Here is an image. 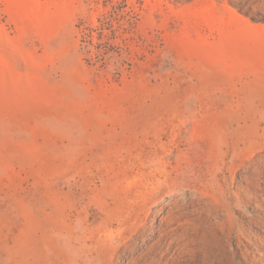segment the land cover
Listing matches in <instances>:
<instances>
[{"label": "rangeland", "instance_id": "rangeland-1", "mask_svg": "<svg viewBox=\"0 0 264 264\" xmlns=\"http://www.w3.org/2000/svg\"><path fill=\"white\" fill-rule=\"evenodd\" d=\"M0 264H264V0H0Z\"/></svg>", "mask_w": 264, "mask_h": 264}, {"label": "trees", "instance_id": "trees-1", "mask_svg": "<svg viewBox=\"0 0 264 264\" xmlns=\"http://www.w3.org/2000/svg\"><path fill=\"white\" fill-rule=\"evenodd\" d=\"M233 6H235L233 3H231Z\"/></svg>", "mask_w": 264, "mask_h": 264}]
</instances>
